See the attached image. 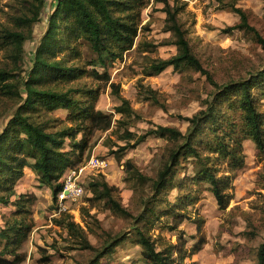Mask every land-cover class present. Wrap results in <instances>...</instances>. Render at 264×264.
I'll list each match as a JSON object with an SVG mask.
<instances>
[{
  "label": "rangeland",
  "instance_id": "rangeland-1",
  "mask_svg": "<svg viewBox=\"0 0 264 264\" xmlns=\"http://www.w3.org/2000/svg\"><path fill=\"white\" fill-rule=\"evenodd\" d=\"M179 1L183 9L177 18L184 35L214 81L224 83L246 77L264 64V47L253 33L237 26L240 16L232 10V7H239L246 14L249 25L264 38V0ZM45 6L40 20L34 24L31 38L24 43L22 75L29 71L34 49L46 29L49 12ZM162 6L161 2L150 0L141 13L144 30L139 31L138 36L156 43L154 51H139L134 44L121 60L108 63L105 67L107 78L82 77L65 86L57 85L63 90L82 84L93 87L97 90L91 100L95 109L113 114L109 127L104 128L106 119L98 123L82 153L75 149L71 154L75 165L91 155H98L108 159V166L85 178V193L77 201L68 203L69 211L61 212L70 215L83 229L85 241L55 223L54 219L61 213H58L52 189L24 167L12 199H18L21 193L33 195L30 215L34 226L20 248L24 255L21 264H88L95 255L94 249L108 244L116 235H125V239L95 264H145L137 242L136 226L152 235L161 232L173 242L182 230L186 247L204 235L203 247L186 256L182 264L255 263L256 247L264 238V153L257 155L250 140L243 142L245 164L235 172L231 182L233 198L226 208L218 206L205 182L178 186L182 177L194 171L191 160L180 159L172 177L176 186L167 189L165 201L157 202L159 219L154 220V228L147 230L143 221L136 222L144 206L151 202L153 182L167 160L168 149L174 145L173 140L149 133L150 129L156 125H170L184 132L187 122L183 117L203 108L205 98L213 90L205 74L187 66H166L152 75L143 72L152 59L168 58L176 53L173 35L165 30ZM20 10H24L23 0H0V31L4 27L14 28L8 13L19 14ZM87 56L85 51L84 57ZM7 61L6 51L0 48V67L7 65ZM97 69L103 71L104 68L98 66ZM149 93L154 98H149ZM76 97L82 101L89 99L82 93ZM121 97L126 98L135 111V120L119 124L120 113L116 107ZM15 106L14 98L0 93V131ZM259 106L264 110V98L259 99ZM67 113L66 109L58 107L48 113L43 111L39 120L56 119L51 122L52 129H59L70 124ZM141 135L145 137L136 143ZM81 137L82 132H77L74 140ZM70 140L65 138L63 150L71 151ZM93 179L106 181L112 187V197L126 213L113 209L106 198L93 192L89 185ZM188 193L189 198L185 197ZM170 207L174 213L164 212ZM13 209L12 204L0 205V227L4 223L2 215H8ZM179 220L181 223L175 229L162 227Z\"/></svg>",
  "mask_w": 264,
  "mask_h": 264
},
{
  "label": "trees",
  "instance_id": "trees-1",
  "mask_svg": "<svg viewBox=\"0 0 264 264\" xmlns=\"http://www.w3.org/2000/svg\"><path fill=\"white\" fill-rule=\"evenodd\" d=\"M149 1L53 0L46 29L38 40L31 67L25 75H22L24 43L31 38L45 3L44 0H23L24 10H20L19 14L8 13L14 28L4 27L0 31V48L6 51L8 59L7 65L0 67V93L14 98L16 106L0 131V205L12 204L15 209L8 215H2L0 264L22 263L24 255L20 248L34 226L30 215L33 195L21 193L18 199H12L15 184L22 177L24 167L47 183L56 198L61 183L55 182L65 168L75 165L71 154L75 149L82 153L99 122L106 119L104 128L112 122V113L96 110L91 103L96 89L82 84L63 90L57 85L65 86L82 77L107 78L109 74L105 67L108 63L121 60L125 51L134 44L139 51H154L156 43L138 36L139 31L144 30L141 13ZM155 1L163 4L161 10L165 13V30L173 35L176 53L168 58L152 59L144 66L143 72L152 75L166 66H187L205 74L213 90L205 98L203 108L183 117L187 122L184 132L170 125H156L149 131L173 140L174 145L168 149L167 160L153 182L151 202L136 218V222L143 221L147 230L153 229L154 220L159 219L157 202L165 201L167 189L176 186L172 177L180 159L191 160L194 171L182 177L178 186L205 182L218 206L224 209L233 198L231 182L235 172L245 164L243 142L252 141L256 154L260 156L264 153V110L259 106V99L264 98V64L246 77L224 83L214 81L193 53L178 21L177 14L183 9L182 3L179 0ZM232 10L240 16L237 26L253 33L264 47V38L249 25L246 14L239 7H232ZM85 51L87 57H84ZM98 66L104 68L103 71L98 70ZM141 89L144 91L145 87L141 85ZM79 93L89 96V99L80 100L76 97ZM148 97L154 98L153 95ZM120 100L116 107L120 113L117 123L135 120V111L128 100L124 97ZM58 107L67 110L69 125L52 129L54 124L51 122L56 119L39 120L43 111L48 113ZM77 132H82V137L75 141ZM67 137L71 139V151L62 149ZM144 137H138L136 143ZM89 185L94 193L106 198L113 209L126 213L112 197V187L106 181L93 179ZM189 194L185 197L189 198ZM164 212L174 213V210L170 207ZM54 220L70 235L86 240L83 229L70 215L61 213ZM180 223L181 220L172 225L163 224L162 227L175 229ZM136 232L145 264H182L186 256L199 251L206 242L204 235H200L190 247H186L182 230L174 242L161 232L152 235L143 227L136 226ZM124 239L125 235H116L108 244L95 248V255L88 264H95L101 257L110 254ZM254 264H264V238L256 247Z\"/></svg>",
  "mask_w": 264,
  "mask_h": 264
},
{
  "label": "built area",
  "instance_id": "built-area-1",
  "mask_svg": "<svg viewBox=\"0 0 264 264\" xmlns=\"http://www.w3.org/2000/svg\"><path fill=\"white\" fill-rule=\"evenodd\" d=\"M46 12L52 10L53 0H44ZM108 159L91 155L84 162L68 166L60 177L61 189L56 194L58 213L69 211V204L77 201L85 193V178L95 171H104Z\"/></svg>",
  "mask_w": 264,
  "mask_h": 264
},
{
  "label": "crops",
  "instance_id": "crops-1",
  "mask_svg": "<svg viewBox=\"0 0 264 264\" xmlns=\"http://www.w3.org/2000/svg\"><path fill=\"white\" fill-rule=\"evenodd\" d=\"M28 168V167H27Z\"/></svg>",
  "mask_w": 264,
  "mask_h": 264
}]
</instances>
